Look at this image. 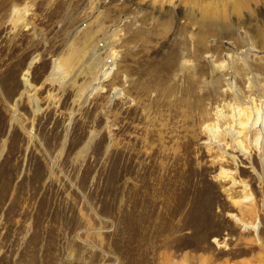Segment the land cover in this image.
Segmentation results:
<instances>
[{
    "label": "rangeland",
    "instance_id": "rangeland-1",
    "mask_svg": "<svg viewBox=\"0 0 264 264\" xmlns=\"http://www.w3.org/2000/svg\"><path fill=\"white\" fill-rule=\"evenodd\" d=\"M132 2L0 0V264H264V0ZM129 12L91 94L79 30Z\"/></svg>",
    "mask_w": 264,
    "mask_h": 264
},
{
    "label": "bare ground",
    "instance_id": "bare-ground-1",
    "mask_svg": "<svg viewBox=\"0 0 264 264\" xmlns=\"http://www.w3.org/2000/svg\"><path fill=\"white\" fill-rule=\"evenodd\" d=\"M165 1H167V0H165ZM169 1H172V0H169ZM122 2L123 3L126 2L127 4H129L131 6H135L133 9L135 10L136 16L138 18H140L141 15L144 16V14L146 12H148L147 10L149 7L138 6V5L134 4L132 2V0H122ZM164 3L165 2H163L162 4H164ZM176 4H177V2H176ZM180 4H181V2H180ZM172 5H173V7L164 11L165 12L164 15L170 16V17L174 16L173 18H176L177 15L181 14V12L178 11V8H180L178 6H180V5L176 6L173 2L171 4V6ZM153 11H155V10H153ZM159 12H162V11H159ZM124 18L126 19V21L124 20V24L119 25L121 27L120 29H117L116 27H111L110 29L105 30V28L103 29L102 25H103V22H105V19H107V17L102 18L101 14H95L94 21H90V20H92V17H90L89 22H86L87 28H85L84 30H79V35L81 36L80 41L82 42L81 44H83V46L85 47L84 52H85V57H86V65L88 66L90 73H91V84L88 87L91 94L97 93L98 91L102 90V87L100 86L102 81H105L106 79H109L110 77H111V79L116 78V76H115L116 73H114L113 70H116L115 67H116V64H117L118 59H119V53H118V51H116L115 47L117 46V44L125 43L126 41H129V40L133 41V38L135 37L134 36L136 33L135 30H132L129 34H125L123 32V31L127 30L128 25L130 26L131 23L133 22L134 15H132V12H129L127 14V17L125 16ZM128 23H130V24H128ZM95 24H96L95 33H92L91 30H92V28H94ZM230 26H231V24L230 25H224L223 26L224 31L227 32V29H230ZM89 29H91V30H89ZM97 33L99 34L98 39L94 40V34H97ZM261 40H262V42L264 41L263 39H261ZM249 50H250V48H249ZM250 52H251V50H250ZM236 55L237 54H235V53L233 56L231 55V59L233 60V57L237 58ZM245 57L246 56H243L241 59H245ZM238 58H240V57H238ZM218 65H220V64H217V66ZM227 84L229 87H232L234 83L230 79ZM33 106L36 107V104L34 102H33ZM232 117H233V121L234 120L236 121L238 127H243V129H244V126L249 127L248 126V125H250L249 121L251 120V128L253 127L252 125L255 126L257 124L258 125V132L263 133V135H264V107L261 110L259 108H256V107H254L253 109L252 108H250V109L249 108H242V109L237 108L235 113L233 111ZM229 127H231V126H229ZM211 134L213 135V133H211ZM226 135H228L230 137L231 141L232 142L234 141V144H235L236 143L235 140H236L237 136L239 135V132L236 131L234 133V131L229 129L226 132Z\"/></svg>",
    "mask_w": 264,
    "mask_h": 264
}]
</instances>
